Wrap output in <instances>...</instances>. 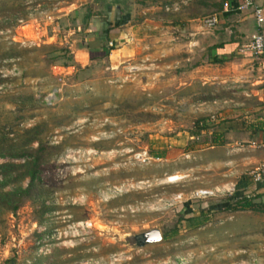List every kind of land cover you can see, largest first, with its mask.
I'll return each mask as SVG.
<instances>
[{
    "label": "rangeland",
    "instance_id": "374dc122",
    "mask_svg": "<svg viewBox=\"0 0 264 264\" xmlns=\"http://www.w3.org/2000/svg\"><path fill=\"white\" fill-rule=\"evenodd\" d=\"M256 7L264 17V8ZM35 17L36 35L22 28L24 0H0L4 191L26 188L29 178L19 180L25 165L41 154L44 161L34 199L13 213L0 210V264H165L176 258L226 264L220 252L231 245L223 248L217 239L245 230L253 219L240 212L202 231L187 221L201 217L216 225L231 213L219 206L238 198L201 194L217 188L221 172L208 168L200 153L216 121L200 100L205 93L193 69L200 54L178 63L163 52L172 35L185 41L189 32L150 23L134 32L145 38V46L136 43L142 47L137 57L113 64L103 54L81 66L74 52L90 34L73 33L70 16L58 30L54 15ZM51 35L56 38L47 40ZM173 177L178 180L170 182ZM151 229L160 230L162 240L134 246L133 236ZM210 247L214 252L203 256Z\"/></svg>",
    "mask_w": 264,
    "mask_h": 264
},
{
    "label": "crops",
    "instance_id": "0c3cea01",
    "mask_svg": "<svg viewBox=\"0 0 264 264\" xmlns=\"http://www.w3.org/2000/svg\"><path fill=\"white\" fill-rule=\"evenodd\" d=\"M45 1L24 0L26 19L22 28L32 27L30 32L36 35L33 30L36 28L38 32L39 22L35 16L44 13L55 16L53 27L57 30L61 21L71 18L73 33L83 29L90 34L74 52V62L81 66L103 54H108L113 64L137 57L142 47L137 48L136 43L145 46V38H134V32L150 23L158 27L164 24L173 31H188L190 39L176 41L172 35L163 52L168 61L178 63L188 62L193 55L200 54L199 62L193 67L200 73L199 84L205 93L200 100L202 106L214 110L216 118L209 124L214 128L200 153L208 168L214 166L221 172L215 184L217 188L232 190L237 199L248 193V198L264 210V183L254 182L251 175L264 163V56L257 58L241 51L254 35L264 36V24L262 27L257 24L252 11L257 4L264 8V0H252V9H241L243 0H53V5ZM210 17L217 19L212 27L204 23ZM107 31L108 39L104 37ZM55 36H48L47 40H54ZM175 38L178 37L175 35ZM109 42L114 47L108 52ZM150 55L154 57V53ZM178 73L173 72L174 76ZM200 124L204 129L207 127L202 119ZM221 206L219 209L225 210ZM240 212L252 217L253 222L245 230L233 234L225 231L217 239L221 247L233 248H221L220 256H225L221 258L227 259L226 264L246 257L261 262L264 260V211ZM240 212H231L216 225L203 220L200 230L219 227Z\"/></svg>",
    "mask_w": 264,
    "mask_h": 264
},
{
    "label": "trees",
    "instance_id": "16d2710c",
    "mask_svg": "<svg viewBox=\"0 0 264 264\" xmlns=\"http://www.w3.org/2000/svg\"><path fill=\"white\" fill-rule=\"evenodd\" d=\"M108 32L107 31L104 34V37L108 39ZM104 51V50H103ZM156 158H160V156H156ZM40 162L43 161L42 154L41 156L31 161L30 163H27L25 165L24 171L22 175L19 177V180L28 177L29 183L26 188L22 187H16L13 188L10 191H4V187L7 186L8 180L7 177H4V180L0 182V210H4L7 212H15L23 200L25 199H34L35 193L38 191V185L37 183H40V177H41V169L39 168ZM0 169L3 170H9L7 166L3 165L0 166ZM43 174V173H42ZM229 204L225 205V210L229 212H240V211H256V212H262L263 206L260 204L254 203L253 200L241 197L237 199L235 202H228ZM42 211L46 212L48 211V208L42 207ZM188 222L193 223L194 227H200L203 221H201L200 218H190L187 220Z\"/></svg>",
    "mask_w": 264,
    "mask_h": 264
},
{
    "label": "built area",
    "instance_id": "2783aa9c",
    "mask_svg": "<svg viewBox=\"0 0 264 264\" xmlns=\"http://www.w3.org/2000/svg\"><path fill=\"white\" fill-rule=\"evenodd\" d=\"M244 3L243 5L240 7L241 9H245L247 7L253 6L252 5V0H243ZM253 14L255 17V20L257 22V24L262 27V25L264 24V17L262 16V13L260 11V9L256 6H253ZM217 19L215 17H210L208 19H206L204 21L205 25H207L208 27H212L216 24ZM114 47V44L112 42L108 43V52L109 49H112ZM243 52H250L252 53L255 57L257 58H261L264 56V36L261 33H258L256 35H254L250 42L243 47V49L241 50ZM252 178L254 180V182L256 183H264V163L260 164L259 166H257L252 172H251ZM224 193H229L231 196L233 194L232 190H219L218 188H215L213 191H207V192H203L201 194H203L204 196H215L217 194H224ZM246 198H248V196H245ZM214 252L213 248H208V250H205L203 253H212ZM244 254V252H243ZM113 261H116L115 259ZM168 264H192V260H187L184 258H176L175 260L171 261V262H167ZM165 263V264H167ZM232 264H264V260L263 261H258L256 258H247L246 259H239L238 261L233 262Z\"/></svg>",
    "mask_w": 264,
    "mask_h": 264
},
{
    "label": "water",
    "instance_id": "95a60500",
    "mask_svg": "<svg viewBox=\"0 0 264 264\" xmlns=\"http://www.w3.org/2000/svg\"><path fill=\"white\" fill-rule=\"evenodd\" d=\"M134 246L142 248L149 244L158 243L162 240V234L158 229H151L149 231L133 236Z\"/></svg>",
    "mask_w": 264,
    "mask_h": 264
},
{
    "label": "bare ground",
    "instance_id": "6f19581e",
    "mask_svg": "<svg viewBox=\"0 0 264 264\" xmlns=\"http://www.w3.org/2000/svg\"><path fill=\"white\" fill-rule=\"evenodd\" d=\"M175 180H178L176 177H173L172 178V181L170 180V182H173V181H175Z\"/></svg>",
    "mask_w": 264,
    "mask_h": 264
}]
</instances>
